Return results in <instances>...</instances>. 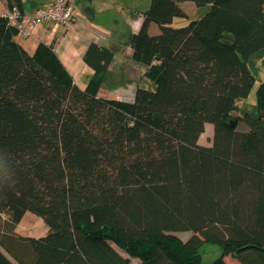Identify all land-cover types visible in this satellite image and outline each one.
Instances as JSON below:
<instances>
[{
    "label": "trees",
    "instance_id": "1",
    "mask_svg": "<svg viewBox=\"0 0 264 264\" xmlns=\"http://www.w3.org/2000/svg\"><path fill=\"white\" fill-rule=\"evenodd\" d=\"M183 1L208 9L173 26ZM142 17L131 58L155 89L129 101L98 94L109 48L89 44L80 88L53 43L29 53L0 15V264H264V79L255 111L235 114L264 50V0H150ZM28 211L45 235L15 232ZM204 242L221 256L202 263Z\"/></svg>",
    "mask_w": 264,
    "mask_h": 264
},
{
    "label": "crops",
    "instance_id": "2",
    "mask_svg": "<svg viewBox=\"0 0 264 264\" xmlns=\"http://www.w3.org/2000/svg\"><path fill=\"white\" fill-rule=\"evenodd\" d=\"M50 1L21 0L20 11L23 14H29ZM149 3L150 0H72L71 5L75 17L68 26L57 23H43L32 27L31 33L27 37L16 34L14 38L29 53L35 50L39 42L53 43L57 56L71 73L75 83L80 88H85L88 76L94 71L83 59L89 44L94 42L111 50L109 38L113 34V26L118 20H123L128 29L125 38L126 56L131 57L132 48L129 44V37L140 29L143 20L142 12L148 8ZM8 9L7 0H0V15H3ZM183 9L185 10V8ZM148 31L153 34L157 33L153 23L149 24ZM126 62L127 75L134 80L135 75L139 74L135 81L137 83L138 81L143 82L142 74L145 70L139 68V64L133 60ZM110 67L111 65L108 69ZM140 76L141 79H139ZM128 84L135 88L132 83ZM133 95L134 92L123 94L124 98L122 99L130 101ZM22 235L31 236L29 233Z\"/></svg>",
    "mask_w": 264,
    "mask_h": 264
},
{
    "label": "rangeland",
    "instance_id": "3",
    "mask_svg": "<svg viewBox=\"0 0 264 264\" xmlns=\"http://www.w3.org/2000/svg\"><path fill=\"white\" fill-rule=\"evenodd\" d=\"M183 8H185L188 16L187 17H175L172 21L173 26H183L187 24L190 19L199 18L207 9L208 6L197 7L192 1H183L180 3ZM144 8V7H140ZM155 25L157 32L159 31L158 25ZM113 34L110 36L109 46L113 52V57L111 60V67L108 70L106 76L103 79L100 89V96L109 97V98H124L123 94H131L135 91L138 86H146L150 90L155 89V84L151 80H148L143 76V82L135 81L138 78L139 74L135 75V79L132 80L130 76L126 73V61H132V58L126 56V45L125 38L128 34V29L123 20H118L113 26ZM153 30V29H152ZM252 71L256 76V81L247 95V97L241 99L238 102L237 109L235 114H243L245 111L254 112L256 105V88L261 80L264 79V50L251 56L248 61ZM139 68L142 70L146 69V65L138 63ZM128 68V66H127ZM142 77L140 76L139 79ZM128 83H132V86H129ZM128 85V86H127ZM213 136V126L209 123L205 124L204 132L200 135L198 142L203 145H210ZM49 231L47 224L44 220L32 213L27 212L23 219L16 226L15 232L17 234H31V236H42ZM177 236L181 239H187L192 232L191 231H177L175 232ZM201 262L208 263L213 259L221 256L222 250L219 245L204 242L201 250ZM228 264H240L234 257L231 255H226L224 257ZM132 264H140L138 259L131 258Z\"/></svg>",
    "mask_w": 264,
    "mask_h": 264
},
{
    "label": "built area",
    "instance_id": "4",
    "mask_svg": "<svg viewBox=\"0 0 264 264\" xmlns=\"http://www.w3.org/2000/svg\"><path fill=\"white\" fill-rule=\"evenodd\" d=\"M72 0H51L36 8L32 13L23 14L19 9L9 8L5 15L9 23L16 27L17 35L27 37L34 26L43 23H57L68 26L75 17Z\"/></svg>",
    "mask_w": 264,
    "mask_h": 264
}]
</instances>
